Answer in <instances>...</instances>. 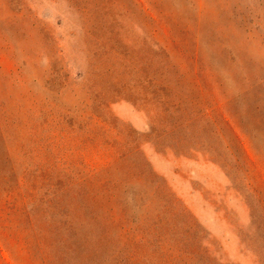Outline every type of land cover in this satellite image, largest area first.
Wrapping results in <instances>:
<instances>
[{
	"label": "rangeland",
	"instance_id": "rangeland-1",
	"mask_svg": "<svg viewBox=\"0 0 264 264\" xmlns=\"http://www.w3.org/2000/svg\"><path fill=\"white\" fill-rule=\"evenodd\" d=\"M0 264H264V0H0Z\"/></svg>",
	"mask_w": 264,
	"mask_h": 264
}]
</instances>
